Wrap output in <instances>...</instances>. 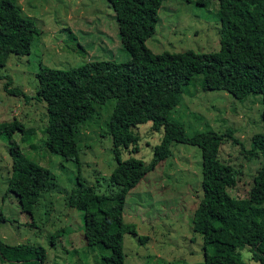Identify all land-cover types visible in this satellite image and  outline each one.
I'll use <instances>...</instances> for the list:
<instances>
[{"label":"trees","instance_id":"obj_1","mask_svg":"<svg viewBox=\"0 0 264 264\" xmlns=\"http://www.w3.org/2000/svg\"><path fill=\"white\" fill-rule=\"evenodd\" d=\"M107 1L115 12L120 42L129 58L94 60L69 69L41 67L35 88L38 100L45 103L47 117L41 146L79 164L78 125L110 97L116 100L108 122L115 146L137 151L138 136L132 129L144 123L161 128L162 138L148 162L133 156L117 159L107 177L115 190L100 193L78 177L77 185L66 192V203L82 211L86 246L100 250L98 264H125L124 234L131 233L145 243L147 236L139 235L135 223L123 218L126 196L147 172L172 155V142H183L201 149L202 194L191 215L190 230L202 238L203 264H243V248L264 264V164L253 175L246 196L235 197L230 189L240 180V170L218 156L227 137L240 145L233 130H207L189 136L181 123L168 117L184 87L199 74L202 89L225 90L237 99L259 94L262 130L252 135L251 148L244 153L264 156V0H217V51L160 53L153 52L145 41L154 33L163 0ZM34 28L33 19L21 13L16 0H0V79L6 78L1 71L10 54L30 52ZM6 79L3 86L7 92L23 93L10 87L11 80ZM16 132L24 141L34 133L16 117L0 122V137L7 141L11 158L7 190L17 196L22 211L31 212L41 192L53 185L54 176L25 156L14 137ZM44 257L41 246L0 241L1 260L28 264L31 259L42 263Z\"/></svg>","mask_w":264,"mask_h":264},{"label":"rangeland","instance_id":"obj_2","mask_svg":"<svg viewBox=\"0 0 264 264\" xmlns=\"http://www.w3.org/2000/svg\"><path fill=\"white\" fill-rule=\"evenodd\" d=\"M21 13L35 23L30 52L10 54L1 74L11 80L10 87L23 93L13 95L0 79V122L13 117L21 120L29 140L16 132L22 152L50 170L53 185L41 192L31 212L22 211L17 196L7 190L11 158L7 141L0 137V241L2 244L28 243L41 246L45 257L28 264H98L100 250L89 248L83 237V216L66 203L65 194L77 184L78 177L100 193L116 188L107 177L117 159L129 156L151 160L153 148L162 138V129L151 123L132 129L138 136V150L128 152L114 145L108 122L115 98L96 105L95 112L78 125L77 145L80 163L41 146L45 138V103L35 92L37 73L43 66L69 69L94 60L124 61L115 12L107 0H16ZM217 0H163L158 10L154 33L145 44L155 53L163 51L213 52L219 48ZM202 75L185 86L179 103L168 117L184 127L187 135L200 131L224 132L231 128L240 141L227 139L221 144L219 158L240 170V180L230 189L235 197L246 196L253 175L264 164V156H250L251 137L262 130L261 96L249 93L242 99L225 90L200 86ZM243 148V150H242ZM172 155L146 173L127 194L123 218L135 223L142 244L135 235L125 233V264H203L202 238L190 230L191 215L201 191V149L196 145L172 142ZM243 264H260L247 248L241 250ZM0 264H12L0 259Z\"/></svg>","mask_w":264,"mask_h":264}]
</instances>
